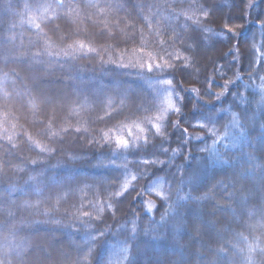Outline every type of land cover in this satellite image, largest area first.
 Listing matches in <instances>:
<instances>
[{"label":"trees","instance_id":"trees-1","mask_svg":"<svg viewBox=\"0 0 264 264\" xmlns=\"http://www.w3.org/2000/svg\"><path fill=\"white\" fill-rule=\"evenodd\" d=\"M58 3L0 0V260L247 264L264 248V0ZM163 89L178 111L157 133Z\"/></svg>","mask_w":264,"mask_h":264},{"label":"snow or ice","instance_id":"snow-or-ice-1","mask_svg":"<svg viewBox=\"0 0 264 264\" xmlns=\"http://www.w3.org/2000/svg\"><path fill=\"white\" fill-rule=\"evenodd\" d=\"M91 2H92V0H90V3ZM57 6L58 7H64L63 0H59V3L57 4ZM92 6H97V5H95L93 3ZM42 7H43L44 12H47L48 9L51 8L52 6L51 5H44ZM144 19L148 20V17H144ZM30 22L33 24V26L36 29H40V24L36 23V18L35 17H32ZM150 26H151V22L149 21V27ZM160 42L163 43V41H160ZM85 48H86L85 44L77 42V45L75 47L72 46V45H69L68 49H63L62 50V54L65 57L75 56L78 53V51L84 50ZM87 51L91 52V51H94V49L88 47ZM46 54L49 57L53 56V53L51 51H48L47 49H46ZM36 55H40V53H36ZM55 55L59 56V55H61V53H55ZM177 58H179V57L177 56ZM165 63H167V62H165ZM155 66L157 68H161L160 64H156ZM148 70L149 71L152 70V64H148ZM158 83L171 85L172 81L170 79H163V80L158 81ZM161 94L164 95L165 103H166L167 106L166 107H160L158 109V115L155 116L154 118H147L146 117L147 122L149 124H151L156 129L157 133H159V131H160L161 124L153 123V120L161 121L167 115V112H168L169 109H171L173 111H178V109H176L174 104L172 103V99H171L172 91L170 89H163L161 91ZM32 103H33V105H35V101H33ZM107 114L111 115V113H107ZM123 127L128 129L130 135H131V130H132L133 127L138 128L140 130V132H144L145 131V129L143 127H141L140 123L137 122V121H133L131 125L125 124V125H123ZM77 131H79V129H77ZM104 135H105V138H107L108 134L105 133ZM7 139L9 141H11L12 140V136L11 135L7 136ZM137 139H140V138H138V137H134L133 138V144H135V141ZM28 140L32 141L31 136L28 137ZM144 141H145V143L147 142V138L146 137L144 138ZM32 142L36 143L34 141H32ZM115 142H116L118 147H122L124 149H127L130 146L129 141L127 139H122L120 137H116L115 138ZM37 146H39V145H37ZM40 150L42 152L43 151H49V152L53 151L52 149H47V148H43V147ZM33 163H35V161H33ZM242 196H244V194H242ZM244 199H247V196H244ZM23 206H25V207H34V205L30 204L27 201L24 202ZM8 215L11 216V215H13V213L11 211H9ZM85 215H87V213H85ZM101 235H103V233H101ZM244 239L246 240L247 238L245 237ZM257 248H259L261 253H264V248H260L258 243L256 245H253L251 243L248 244V246H247V255L245 256V260H246L247 264H255L254 253L256 252ZM123 250H124L125 253H127V251H128L127 247H125ZM220 251H223V250L221 249ZM237 251L240 252V253H244L245 250L244 249H237ZM90 254H91V249H89V255ZM45 255H46L47 258L50 259V254L46 253ZM85 259H87V256H85ZM0 264H4V261L0 260ZM9 264H10V262H9ZM78 264H82V261H78ZM97 264H102V260L98 259L97 260ZM229 264H232L231 260H229Z\"/></svg>","mask_w":264,"mask_h":264},{"label":"rangeland","instance_id":"rangeland-1","mask_svg":"<svg viewBox=\"0 0 264 264\" xmlns=\"http://www.w3.org/2000/svg\"><path fill=\"white\" fill-rule=\"evenodd\" d=\"M257 91H258V95H259L258 98L260 99L259 103H260V105H262V107H264V86L259 87L257 89ZM171 99H172V103H173V98L171 97ZM234 131H235V125L230 123L228 129L220 136L219 140L222 141V140L226 139V140H230L231 142H233V140H237L238 136H236L234 134ZM134 137L141 138V132L138 128L131 130V135L129 134V131L127 133L123 134L122 139H127L129 141L130 146H131V145H135L136 142L139 140V139H137L135 141V144H133V138ZM154 208H155L154 203L151 201H148V211L152 213Z\"/></svg>","mask_w":264,"mask_h":264}]
</instances>
